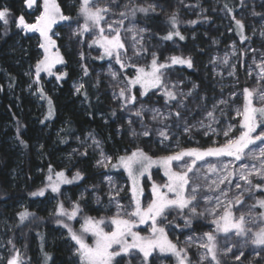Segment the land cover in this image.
I'll return each mask as SVG.
<instances>
[{"label": "snow or ice", "instance_id": "1", "mask_svg": "<svg viewBox=\"0 0 264 264\" xmlns=\"http://www.w3.org/2000/svg\"><path fill=\"white\" fill-rule=\"evenodd\" d=\"M180 2L183 3L184 0ZM24 4L27 9L32 10L29 14L35 16L34 22L26 21L24 14L13 22L25 35L37 33L39 37L38 47L42 50V57L37 60L34 70L26 75L37 86L34 94H38L48 105L47 114L41 123L51 120L55 115L53 101L42 87L41 74L55 77L57 83L68 77L66 70L57 69L58 65L67 64L58 44L61 35L57 29L59 25L69 30L70 42L74 41L81 46L86 43L88 48L99 49V54L94 59H107L119 65L118 70H113L109 65L108 75L115 82L112 85L114 99L121 102L120 110L129 114L127 123L132 138L155 136L160 145L170 148L171 145L166 142L173 140L174 126L182 127L186 135H190L192 128L197 127L188 125L180 109L186 108L184 99L192 96L198 85L193 84L192 89L187 92L181 91L180 82L168 80L165 71L175 66L193 69L192 57L170 55L161 62L157 52L150 51L146 46L145 34L149 30L137 27L134 23L125 26V21H135L138 13L145 17L150 13H157L156 5L128 0L122 10L117 12L112 7L117 4V0H78L76 26L73 27L74 18L62 11L57 0H42V3H38V0H24ZM240 5L245 6V0H240ZM225 8L231 15L232 9L227 4ZM252 15L264 16V13L253 10ZM117 16L119 18H112ZM9 17L8 8L0 9V22L4 26L9 25ZM232 20L240 42L250 39L244 34L243 20L234 15ZM199 22V19L187 21L193 26ZM167 23L170 27L165 34L159 35V39L165 42L175 39L184 41L177 11L167 15ZM5 30L7 31V27ZM260 35L264 36V31ZM129 48L132 55L128 54ZM79 55L83 61L84 52L80 51ZM232 55H236L235 45ZM147 56L151 59L145 64H140L136 59ZM228 62V56L225 55L223 64L227 65ZM211 63L215 64L216 58ZM256 68L259 69L258 86L244 87L241 93L242 103L233 107L235 115L232 118L237 121L236 124H228L221 130L213 127L220 123L215 115L217 109L235 101V92L228 99L221 98L214 102L212 108L206 111L205 118L198 122L199 128L205 130V136L223 135L225 140L222 144L213 141L209 147H181L177 138L176 149L169 154L154 157L137 145L130 154L119 155L113 162V157L105 153L102 142L89 133L86 140L82 141L84 150L73 149V153L86 157L88 149L94 148L98 152L94 165L96 168L104 169L105 172L122 169L130 182V203L126 206L119 199L124 188L117 187L111 175L104 176V182L108 185V204L105 208H115L111 215L96 217L85 213L81 201L85 200L88 188L80 193L78 199L69 200L67 206L64 201L57 199L52 215L57 218L56 224L66 230L67 239L72 242V256L76 258L74 264H134V260L136 264H154L150 260L154 255L171 257L175 264H224L225 259H232L233 264H254L257 259L264 261V57L256 64ZM81 69L83 76L89 75L85 64H81ZM128 69L134 71L129 73ZM228 74L234 75V70ZM248 74L251 76L252 72ZM73 87L75 94L83 96L84 100L88 99L84 83L74 84ZM150 92L153 96L162 97L166 108L174 107L175 110L161 111L160 108L148 107L143 98ZM204 99L201 97V102ZM172 102L176 104L173 105ZM146 113L150 114L151 124L145 123ZM220 114H225L222 108ZM112 115H116L115 110ZM133 116L137 118L135 121L131 119ZM134 124L140 125V131L133 127ZM16 132L20 145L27 148L28 145L21 138L19 124ZM234 132L238 134L233 135ZM210 157L215 158L217 163L208 161ZM224 157L229 158L228 162L221 159ZM153 168L162 169L163 181L153 180ZM145 178L151 182L147 202L144 200ZM46 179V184L29 195L44 197L47 192H51L59 197L62 185L78 184L84 180V174L81 170H76L69 178L66 169L55 171L49 165ZM97 187L91 186V194L94 202L99 205L102 198L95 191ZM18 216L19 222L23 224L34 217L35 213L25 209ZM201 219L212 227L196 235L193 225ZM176 220L183 221V228L193 229V234L187 236L183 247L169 238V225L181 228L180 224L175 223ZM73 222L79 223V228L74 227ZM142 225L147 226V235L136 230ZM41 241L44 264H49L52 256L44 252L43 237ZM8 244L11 245V254L7 258L0 256V261L3 264H26L25 255L11 239ZM249 246L252 248V259L242 260L245 249ZM193 247L198 250L195 262L189 254V249Z\"/></svg>", "mask_w": 264, "mask_h": 264}, {"label": "rangeland", "instance_id": "2", "mask_svg": "<svg viewBox=\"0 0 264 264\" xmlns=\"http://www.w3.org/2000/svg\"><path fill=\"white\" fill-rule=\"evenodd\" d=\"M139 4H154L157 6V13L164 18H167V15L173 11L178 12L179 19L181 21L179 28L182 34L185 36L184 42L180 41H171L165 42L157 38L149 28L144 25V21H147V18L138 13L135 21L126 20L125 26H129L130 23H134L137 27H144L149 30L145 34V43L150 51H156L160 57L161 62L165 60L166 57L170 55H184L191 56L194 61V68L189 69L190 74L179 68L178 66L166 69L167 79L173 83L180 82L179 89L181 91L187 92L192 89V85L196 84L198 87L193 92V95L184 99L186 108L180 109V111L185 116L188 125H197V127L192 128L190 135L184 134L182 127H173L172 131L174 132L173 140L166 142L171 145L170 148H165L163 145L158 143V138L153 137H137L132 138L129 135V126L127 120L129 114L127 111L120 110V101L114 99L113 97V82L111 77L108 75L109 65L113 67V70H118L119 65H115L114 62L105 60L94 59L99 54V49L88 48L87 44L76 45L75 42H70L68 40L69 30L66 27L57 26V29L60 31L61 35L58 40H63V50L66 53L72 55L73 59L76 61L75 67L77 71V78L71 82V88L73 93L74 84L82 82L83 71L81 69V64H85L88 67L89 73L92 74L93 80L97 87L101 90L100 95L107 96L110 102L111 107L115 110L116 115L114 118V130L117 139H125L128 147H123L118 149L115 152V158L119 155H124L126 153L130 154L132 150L138 145L144 148L150 155L159 156L169 154L171 151L176 149V139H179L181 147H209L212 146L213 141H216L219 144H222L225 140L223 135H213L208 136L204 135V129H200L198 122L203 120L206 116V111L212 108L214 102L219 99H228L230 94L235 92L237 98L235 101L230 102L229 105H221L220 108L224 110V115L220 114V108L217 109L215 115L216 118L220 121L218 124H214L213 127L221 130L227 127L228 124H236L237 121L232 117L235 115L233 111L234 106H239L242 103V89L244 87L253 88L258 86L257 84V75L259 69L256 68V64L261 62L262 57H264V36H261V31H264V16H253L252 11L264 13V0H245V6L240 5V0H238L239 5L236 11V18L243 20L245 23V35L250 39L246 40L244 43L240 42V37L237 35L235 30V24L232 20V17L229 16V13L224 8V0H184L183 3L180 0H135ZM38 3H42V0H38ZM70 5H75V10L77 12L78 0H73L70 2ZM128 3V0H117V4L112 5V7L119 12L122 10L124 4ZM185 5H198L197 7H186ZM23 13L26 15V21L34 22V15L29 13L32 10H29L25 7L23 0ZM203 9V11H201ZM154 13V14H157ZM35 14H38L35 13ZM151 14V13H150ZM76 15L73 17V27L76 26ZM112 18H119L112 17ZM199 23L195 26L190 25L187 21L197 20ZM156 30H162L161 25L156 26ZM24 36H31L36 43V48L38 49L37 59L34 63L36 64L37 60L42 57V50L38 47L39 37L37 33H29ZM129 45L131 41H128ZM233 45H235L236 55H232ZM61 48V47H60ZM255 50V51H253ZM80 51L84 52V60L80 59ZM129 55H132L131 49L129 48ZM227 55L229 62L227 65L223 64V57ZM216 58V63H211L212 59ZM140 64H145L150 61L151 57L147 56L144 58H136ZM255 61V63L253 62ZM34 65L27 67L24 72L25 77L28 80L27 86L24 88L25 93L28 94L33 100L37 101L38 108L41 113L44 112V101L39 98L36 92V85L33 83L32 78L26 73L34 70ZM234 66V69H233ZM57 69L60 71H65V65H58ZM215 70V71H214ZM234 70V75L230 76L228 73ZM134 69H128V72H133ZM252 72V75L249 76V72ZM221 73L222 75H217ZM55 77H49L47 74H41V84L47 94L49 90L53 92V87L56 84ZM47 84L49 85L47 87ZM31 86V87H30ZM138 91V89L136 90ZM48 95V94H47ZM77 95V94H75ZM201 97H204V101L201 102ZM147 102L148 107L160 108L161 111H174L175 108L168 109L164 105L163 98L159 96H153L150 92L147 97L143 98ZM47 104V102L45 101ZM173 105L176 102H172ZM138 106V105H137ZM132 120H136V117H131ZM207 123V121H205ZM145 123L151 124L150 114H145ZM171 123V121H169ZM159 126V125H157ZM133 127L137 131H140V125L134 124ZM91 133L101 142L102 140L94 133L93 130H86L83 135H77L71 138V144L69 148L61 155L59 161L60 170H67V174L72 176L76 170H81L85 175V169L87 165H90L92 177L81 183L77 190L75 191L76 198H72L71 191L61 186V197L64 200L65 205H68L69 200H76L79 198L80 193L85 192V189L88 188L89 191L85 192V200L81 201L84 205L85 213L91 216H104L111 215L115 212V208H105L108 204V197L106 195L108 191V185L104 182L105 175H111L117 187H123L124 191L120 193V202L124 205L130 203V182L128 180L127 174L121 169L108 170L105 172L104 169L96 168L95 161L98 159V152L94 148L88 149V156H80L78 153H73V149H79L80 151L84 150V145L82 141H85L88 137V134ZM238 134L234 132L233 135ZM151 141V142H149ZM90 143V140L88 141ZM103 148L104 144L102 142ZM38 148V147H37ZM105 153L107 151L104 149ZM109 155V154H108ZM71 156V158H69ZM111 156V155H109ZM224 162H228L229 158H221ZM85 160V161H84ZM208 161L212 163H217L215 158H208ZM115 162V160H113ZM205 163V162H201ZM206 167V164H205ZM153 180L156 182L163 181V171L159 168L152 169ZM214 178V177H213ZM83 181V180H82ZM81 181V182H82ZM145 196L144 200L147 202L150 197V181L145 178ZM92 185H97L95 189L96 193L101 196V204H96L94 202V196L91 194ZM223 187V186H222ZM259 195V193L257 194ZM54 201L55 198H48L47 203ZM38 205V204H37ZM36 206V205H35ZM19 207H23V203H19ZM243 207V206H241ZM46 208V207H45ZM43 209V208H42ZM46 210V209H45ZM48 213L51 212V207L46 210ZM175 215L174 213L172 214ZM171 219V217H170ZM175 223L181 225V228H173L171 225L168 226L169 238L174 242H177L181 247L184 246V242L188 235L193 234V229L183 228V221L176 220ZM73 226L79 228V223L73 222ZM11 227L5 218H0V256L7 258L8 254V240L9 236L7 233L11 231ZM212 226H206L202 231H196L195 234L199 235L203 231L209 230ZM140 231L142 235H147V226L142 225L140 228L136 229ZM60 245L62 250L66 253L67 261L69 264H74L75 257L72 256V242L67 239V234L60 232L58 234ZM221 241L223 238H220ZM47 240L48 247L51 248L53 244V237H49ZM89 242L91 238L89 237ZM235 251V250H234ZM198 250L196 248L189 249V254L191 255L193 261H197ZM253 253L252 248L249 246L245 249V257H242V260L252 259ZM154 261V264H175V260L167 256H157L154 255L150 258ZM232 261V259H227ZM256 261H260L257 259ZM255 262V261H254ZM261 264H264V261H260ZM0 264H3V261H0ZM134 264H136L134 260Z\"/></svg>", "mask_w": 264, "mask_h": 264}, {"label": "trees", "instance_id": "3", "mask_svg": "<svg viewBox=\"0 0 264 264\" xmlns=\"http://www.w3.org/2000/svg\"><path fill=\"white\" fill-rule=\"evenodd\" d=\"M72 1L57 0L62 11L74 17L77 12L74 9L75 5H70ZM226 4L232 9V14L229 15L232 17L236 14L239 2L224 0V8ZM2 8L10 10V22L7 26L0 22V89H2L0 90V218H5L11 226L9 227L11 231L7 235L16 248L25 255L26 264H44L41 237H43L44 252L52 256L49 264H69L67 255L58 241V234L66 233V230L56 224L57 218L52 215L57 199L64 201L63 198L61 195L56 197L51 192H47L44 197H32L29 194L47 183L49 165L55 171H60L58 163L61 155L69 148L71 138L83 135L86 130L94 131L113 160L118 149L128 146L125 139H117L113 108L108 97L99 94L101 90L95 84L91 73L82 77L88 99L84 100L83 96L73 93L71 82L77 78L76 61L72 55L63 50V40H58V44L67 61L65 70L68 72V77L56 83L53 92L49 90L47 93L53 101L55 115L51 120L41 123L47 114L48 105L43 100L44 112L41 113L37 101L24 90L28 84L24 72L27 67L34 65L38 49L33 38L24 36L13 22L19 15L24 14L23 0H0V9ZM225 10L228 12L226 8ZM146 18L144 25L157 38L165 34L170 27L167 18L159 14L151 13ZM157 25H161L162 30L157 31ZM176 40L179 41L178 39L174 41ZM178 67L190 74L186 67ZM18 124L21 138L28 145L27 148L21 146L16 139ZM92 175L90 165H87L82 182L63 185V187L68 188L72 198L75 199L78 186L85 183ZM48 198H55V203L52 200L47 203ZM21 202L23 207H19ZM49 207L51 212L48 213L46 210ZM25 209L35 213V216L21 224L18 213ZM209 225L206 220L201 219L194 222L193 228L202 231ZM45 237L46 239L53 237L51 248L48 247ZM10 249L11 245L8 246L9 255ZM224 264H233V262L225 259ZM254 264L261 262L255 261Z\"/></svg>", "mask_w": 264, "mask_h": 264}]
</instances>
